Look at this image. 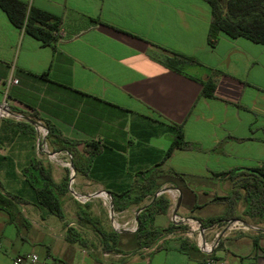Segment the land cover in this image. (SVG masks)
Wrapping results in <instances>:
<instances>
[{
	"label": "crops",
	"instance_id": "0c3cea01",
	"mask_svg": "<svg viewBox=\"0 0 264 264\" xmlns=\"http://www.w3.org/2000/svg\"><path fill=\"white\" fill-rule=\"evenodd\" d=\"M23 1L59 17L64 34L55 50L15 26L0 7V103L23 113L33 108L81 146L89 140L104 145L88 174L77 175L78 187L136 197L139 172L158 163L173 138L168 123H182L195 147L175 149L163 162L183 179L165 180L162 193L171 203L172 193L177 196L184 216L201 221L223 214L226 205L217 197L232 183L218 174L264 160V43L222 32L209 45L212 14L205 0ZM87 16L101 22L82 29ZM155 45L200 64L186 65L184 73L167 68L148 55ZM213 69L223 73L215 97H207L193 77L205 80ZM8 77L18 83L6 96ZM18 121L0 117V192L6 198H0V264L30 253L38 255L36 264H204V253L197 246L183 249L182 239L169 236L173 231L151 246L114 250L119 237L107 248L96 229L100 244L94 243L75 222L78 213L63 204L60 218L38 203L28 180L42 183L38 163L57 183L67 170L39 155L31 128ZM148 203L147 197L140 208ZM238 209L242 213L243 204ZM247 223L214 249L226 264H264V221ZM154 224L166 229L168 213L156 214ZM69 228L84 243L70 241Z\"/></svg>",
	"mask_w": 264,
	"mask_h": 264
},
{
	"label": "trees",
	"instance_id": "16d2710c",
	"mask_svg": "<svg viewBox=\"0 0 264 264\" xmlns=\"http://www.w3.org/2000/svg\"><path fill=\"white\" fill-rule=\"evenodd\" d=\"M211 7V23L207 33L209 45L215 46L219 41L222 32L232 36H243L254 42L264 43V0H205ZM0 7L6 12L10 21L17 27L24 29L30 35L40 39L46 44L52 45L56 50V43L59 37L54 33L61 23V19L52 13L40 8L29 6L23 0H0ZM87 25L84 28L100 23L99 18L87 16ZM77 31L76 33H78ZM157 49H149L148 55L163 64L165 67L173 69L177 72L184 73L183 68L190 64H200L199 61L192 56H186L175 51L168 50L155 45ZM223 72L213 69L207 79L201 80L193 77L202 83L201 94L207 97H215V89L217 79ZM32 110L24 112L31 119H41L36 111ZM43 120V119H42ZM49 129L48 142L53 150H66L72 154L73 165L76 173L86 175L91 169L97 155L102 151L104 145L96 140L82 142L63 135V133L47 120H43ZM29 126L36 138V131L31 122L28 120L18 121ZM173 134V138L169 146L164 150L162 159L155 163L147 170L139 172L141 179H137L135 187L139 191V195L131 197V192L112 193L113 205L115 210H124L132 205L140 204L145 198H149L148 203L138 213V228L134 232L133 237L137 246L142 248L153 245L165 233L174 231L184 226V224L170 223L166 229L159 228L154 224V217L159 213H168L171 204L166 194H155L162 188L165 180L173 178L183 179L182 174L166 170L162 167L163 162L173 153L175 149H192L195 144L187 140L184 135L182 123L169 122ZM39 175L42 183L35 185L34 181L29 177L32 183L38 203L47 207L52 213L60 218L64 217V210L60 195L68 190V175L64 180L57 183L48 168L38 163ZM231 181L232 186L227 194L218 196L217 200L226 205L223 214L201 219L202 224L210 225L225 219H241L243 217L250 218L256 222L264 221V160L258 166L232 168L218 174ZM155 196V197H154ZM0 198H5L0 192ZM6 199V198H5ZM143 203V202H142ZM243 204L242 213L239 212V205ZM79 215V220L83 217ZM101 234L105 247L111 248L110 242L116 243L119 233L115 230L105 231L98 229ZM67 237L70 241L84 243L82 235L69 228ZM196 244L188 238L181 240L183 249L194 248Z\"/></svg>",
	"mask_w": 264,
	"mask_h": 264
},
{
	"label": "built area",
	"instance_id": "2783aa9c",
	"mask_svg": "<svg viewBox=\"0 0 264 264\" xmlns=\"http://www.w3.org/2000/svg\"><path fill=\"white\" fill-rule=\"evenodd\" d=\"M54 33L61 38L64 34V29L61 26L54 31ZM18 79L16 77H8L5 81L6 96L8 89L11 85L17 84ZM0 117H12L21 120H33V126L36 131L35 148L39 155L46 156L50 161L64 167L67 170L68 175V190L69 193L78 201L86 203L91 201L95 197H100L102 203L106 206L108 214L110 216L112 226L115 230H127L135 232L138 228L137 219H126L124 221L125 210L112 209V195L105 189L94 190L84 194L76 186L77 173L74 170L72 161V154L66 150H53L48 142L49 129L45 125L42 119H31L30 116L25 115L23 112L15 111L11 105L5 100L0 103ZM168 189L165 188L164 191ZM162 193V192H160ZM172 193V192H171ZM173 195V201L169 206L168 215L169 221L172 224H184L186 226L183 234L185 238L192 240L196 246L204 253V264H226V262L214 254V249L221 243L223 237L237 229H247L249 224L243 222L242 219H225L220 222H216L210 225H203L202 222L196 218L184 216L177 210V196ZM139 213V211H138ZM137 213V214H138ZM39 261V257L36 253L30 254H18L16 255L11 264H36Z\"/></svg>",
	"mask_w": 264,
	"mask_h": 264
},
{
	"label": "rangeland",
	"instance_id": "374dc122",
	"mask_svg": "<svg viewBox=\"0 0 264 264\" xmlns=\"http://www.w3.org/2000/svg\"><path fill=\"white\" fill-rule=\"evenodd\" d=\"M78 182V181H77ZM78 184H76L77 186ZM78 187V186H77ZM81 192L86 194L87 192H84L82 189L79 188ZM61 200H63L62 204L66 208L71 209L76 214H81L83 219L75 220V222H80L82 224V230L83 234L92 242H96L100 244V238L95 233L96 229H103V228H112L110 224V220L107 213V208L105 205H103L100 197H95L91 201H87L86 203H82L78 200H76L69 192H64L60 195ZM140 204L132 205L130 210L126 213V216L124 218H121L122 221L126 219H134L138 215L139 208L141 207ZM215 206L218 208V204H215ZM220 206V205H219ZM246 222L250 221L253 222L254 220L243 217L241 218ZM71 221V219L67 218V222ZM246 222V223H247ZM256 222V221H254ZM186 226L179 227L175 229L173 232L169 233L170 237L176 238V239H183L185 238V235L183 232L185 231ZM114 229V228H112ZM115 230V229H114ZM117 231V230H116ZM119 232V242L115 245L114 250H121V249H133L138 247L136 240L133 237L134 232L130 231H117ZM162 238V237H161ZM160 238V239H161ZM157 242V241H156Z\"/></svg>",
	"mask_w": 264,
	"mask_h": 264
},
{
	"label": "water",
	"instance_id": "95a60500",
	"mask_svg": "<svg viewBox=\"0 0 264 264\" xmlns=\"http://www.w3.org/2000/svg\"><path fill=\"white\" fill-rule=\"evenodd\" d=\"M28 121L29 122H31L32 124L34 123V121L33 120H30V119H28ZM74 170L76 171V169L74 168ZM165 190V188H162L161 190H159L156 194H155V196H157L160 192H162V191H164ZM154 196V197H155ZM179 203V202H178ZM178 205L179 204H177V207H178ZM114 208V205H113V202H112V209ZM142 210V208H140L139 209V212ZM136 219H137V224H139V221H138V215L136 216ZM243 222H245L244 220H242ZM124 231H127V230H124Z\"/></svg>",
	"mask_w": 264,
	"mask_h": 264
}]
</instances>
